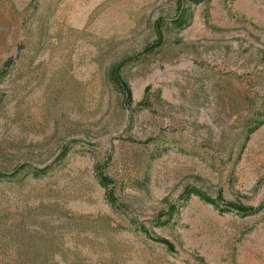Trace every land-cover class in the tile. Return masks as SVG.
Here are the masks:
<instances>
[{
	"label": "rangeland",
	"instance_id": "obj_1",
	"mask_svg": "<svg viewBox=\"0 0 264 264\" xmlns=\"http://www.w3.org/2000/svg\"><path fill=\"white\" fill-rule=\"evenodd\" d=\"M263 108L264 0H0V264H264Z\"/></svg>",
	"mask_w": 264,
	"mask_h": 264
},
{
	"label": "trees",
	"instance_id": "obj_2",
	"mask_svg": "<svg viewBox=\"0 0 264 264\" xmlns=\"http://www.w3.org/2000/svg\"><path fill=\"white\" fill-rule=\"evenodd\" d=\"M115 69L116 68H114V70L110 71V73L113 75L112 78L113 79L115 78L116 82L121 87L125 101L128 104H131L133 102L132 90H131L130 86L128 85V83L122 78V76L120 75V72L117 69L116 70ZM145 101L146 100L144 99L143 102H145ZM263 111H264V108L261 110V112H263ZM263 121H264V119L261 120L259 123L255 124L253 127H251V129L253 130V129L257 128L258 125L260 123H262ZM35 169L38 170L37 168H35ZM43 170H45V169H43ZM31 171H34V169H31ZM99 177H100L101 182L104 185H108V183L112 180V177L109 176L108 174L100 173ZM196 189H198V188H196ZM202 194L205 195L208 199L212 198L213 200H216L213 198V196L208 194V192H206L205 190H202ZM110 199L112 200L113 203L116 202V196L114 195V192L110 191ZM225 203H226L225 205L227 208H235L238 210H242L245 212H252V213L255 211H258L259 209L264 207V203H261L257 206L252 205V204H244V203H240V202H234V201H227ZM175 210H176V207L172 206V203H171V206L168 209V212L170 213V215H173ZM165 241H168V240H165Z\"/></svg>",
	"mask_w": 264,
	"mask_h": 264
}]
</instances>
